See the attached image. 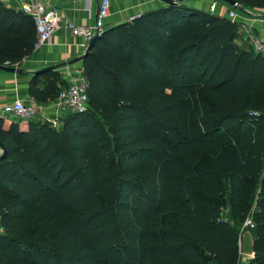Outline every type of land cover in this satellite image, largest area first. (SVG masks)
Wrapping results in <instances>:
<instances>
[{
  "label": "trees",
  "instance_id": "trees-1",
  "mask_svg": "<svg viewBox=\"0 0 264 264\" xmlns=\"http://www.w3.org/2000/svg\"><path fill=\"white\" fill-rule=\"evenodd\" d=\"M264 10V0H234ZM189 4L107 29L84 60L90 109L0 117V264H264V56ZM36 43L0 3V66ZM48 81L40 104L62 89Z\"/></svg>",
  "mask_w": 264,
  "mask_h": 264
},
{
  "label": "crops",
  "instance_id": "crops-1",
  "mask_svg": "<svg viewBox=\"0 0 264 264\" xmlns=\"http://www.w3.org/2000/svg\"><path fill=\"white\" fill-rule=\"evenodd\" d=\"M101 0H50V4L57 7L62 16L63 25L61 29L54 35V38L48 46L43 47L39 51H34L26 57L19 65H16L22 70L23 74H8L0 72V110L5 104L13 103L17 99L27 97L36 99L32 93H36L42 97L48 81H60V89H64L66 83L64 81V68L66 66H79L84 63L80 61L84 51L80 47L84 40L81 37H76L73 31L66 26L67 22H72L75 27L92 26L97 17ZM0 3L5 7L21 11L20 0H0ZM211 4V0H202L189 3L202 11H206ZM164 4L158 0H111V14L108 21L107 29L117 24L127 22L129 18L139 16L151 9H156ZM222 4L217 15L227 17L230 6ZM254 13V17L247 23L248 32L241 31L239 35L249 40L248 36H263L264 37V15H256V10H250ZM239 45H241L239 43ZM4 66H11L5 64ZM55 67L56 70L48 71L49 68ZM37 102V101H36ZM0 117L5 118L1 115ZM1 154V150H0ZM248 233L253 243L255 242V233L252 230ZM241 261L240 264H249L254 258V255H246L242 253L241 240Z\"/></svg>",
  "mask_w": 264,
  "mask_h": 264
},
{
  "label": "built area",
  "instance_id": "built-area-1",
  "mask_svg": "<svg viewBox=\"0 0 264 264\" xmlns=\"http://www.w3.org/2000/svg\"><path fill=\"white\" fill-rule=\"evenodd\" d=\"M20 2L21 11L28 15L35 25L36 43L34 51H39L51 44L54 35L61 29L64 23L62 16L59 9L50 4V0H20ZM88 2H91V0H88ZM221 5L222 3L212 0L207 12L217 15ZM253 14L248 9L238 10L230 7L227 19L231 23L238 25L241 31L248 32L247 23L254 17ZM256 15H264V10ZM111 16V0H101L97 17L92 26L80 28L75 27L72 22L66 23V26L73 31L74 36L81 37L84 40L83 44L80 45L84 51L80 61L83 62L91 41L107 30ZM134 18H129L127 22H131ZM249 38L255 52L264 56V37L249 36ZM64 81L66 86L58 94L54 102L40 104L30 97L17 99L13 103L5 104L0 110L1 115L5 118L28 122L43 120L59 128L68 115L87 113L90 109L89 83L84 63L79 66H66L64 68ZM244 229L254 230V222L248 220ZM1 234H3V227L0 225Z\"/></svg>",
  "mask_w": 264,
  "mask_h": 264
},
{
  "label": "water",
  "instance_id": "water-1",
  "mask_svg": "<svg viewBox=\"0 0 264 264\" xmlns=\"http://www.w3.org/2000/svg\"><path fill=\"white\" fill-rule=\"evenodd\" d=\"M158 1L165 4V5H169V6H178L181 4H189L192 2L202 1V0H158ZM213 1H218L222 4H226V5L230 6L231 8H235L238 10L242 9L241 6L239 4H237L234 0H213ZM101 35H97L91 41L90 46H89V48L86 51V54L84 56V60H86V58L88 57V55L90 54V52L92 51L94 46L96 45L97 40ZM54 70H56L55 67H51L48 69V71H54ZM0 72H5L8 74H15V75L16 74H19V75L23 74L22 70L19 69L17 66H0ZM0 150L2 152V154L0 155V161H1L4 158V155L6 153V149H5V147L1 141H0ZM242 253L246 254V255H255L254 243L252 241L251 236L248 233H245L242 237Z\"/></svg>",
  "mask_w": 264,
  "mask_h": 264
},
{
  "label": "rangeland",
  "instance_id": "rangeland-1",
  "mask_svg": "<svg viewBox=\"0 0 264 264\" xmlns=\"http://www.w3.org/2000/svg\"><path fill=\"white\" fill-rule=\"evenodd\" d=\"M211 1H212V0H211ZM225 6H228V5H225ZM255 10H256V11H259V10H263V9H255ZM222 15H223V17L227 18L226 16H224V12H223ZM248 37H249V36H248ZM238 43H240L241 46H245V47L247 48V50H251V52H252L253 54H257V53L255 52L253 46H252V43H251L250 38H249V40H246L245 37H242V36L240 35L239 38H238ZM35 122H40L41 124H44L46 121H43V120H35ZM46 123L52 125V124L49 123V122H46ZM251 220H252V219H251Z\"/></svg>",
  "mask_w": 264,
  "mask_h": 264
}]
</instances>
